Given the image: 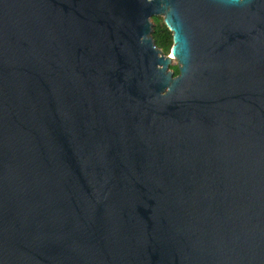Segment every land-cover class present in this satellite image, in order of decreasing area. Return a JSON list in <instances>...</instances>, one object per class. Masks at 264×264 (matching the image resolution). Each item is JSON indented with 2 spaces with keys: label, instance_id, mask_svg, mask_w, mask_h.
<instances>
[{
  "label": "water",
  "instance_id": "95a60500",
  "mask_svg": "<svg viewBox=\"0 0 264 264\" xmlns=\"http://www.w3.org/2000/svg\"><path fill=\"white\" fill-rule=\"evenodd\" d=\"M0 264H264V0H0Z\"/></svg>",
  "mask_w": 264,
  "mask_h": 264
},
{
  "label": "trees",
  "instance_id": "16d2710c",
  "mask_svg": "<svg viewBox=\"0 0 264 264\" xmlns=\"http://www.w3.org/2000/svg\"><path fill=\"white\" fill-rule=\"evenodd\" d=\"M155 23V30L153 32L154 40L159 48H161L165 53H169L171 46L173 44V34L169 27L166 25L163 16L152 17ZM175 71V75L179 73V69L176 65L171 66Z\"/></svg>",
  "mask_w": 264,
  "mask_h": 264
},
{
  "label": "rangeland",
  "instance_id": "374dc122",
  "mask_svg": "<svg viewBox=\"0 0 264 264\" xmlns=\"http://www.w3.org/2000/svg\"><path fill=\"white\" fill-rule=\"evenodd\" d=\"M177 63H178V61L176 59H174L171 66L176 65Z\"/></svg>",
  "mask_w": 264,
  "mask_h": 264
},
{
  "label": "flooded vegetation",
  "instance_id": "af4514ba",
  "mask_svg": "<svg viewBox=\"0 0 264 264\" xmlns=\"http://www.w3.org/2000/svg\"><path fill=\"white\" fill-rule=\"evenodd\" d=\"M154 30H155V27H154ZM176 66L178 67V65L176 64Z\"/></svg>",
  "mask_w": 264,
  "mask_h": 264
}]
</instances>
